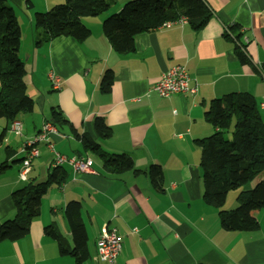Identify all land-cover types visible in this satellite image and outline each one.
Returning <instances> with one entry per match:
<instances>
[{
  "label": "crops",
  "instance_id": "0c3cea01",
  "mask_svg": "<svg viewBox=\"0 0 264 264\" xmlns=\"http://www.w3.org/2000/svg\"><path fill=\"white\" fill-rule=\"evenodd\" d=\"M64 1L5 0L20 27V57L34 111L18 117L21 136L11 133L9 124L0 119V133L8 128L0 163L11 165L0 176V226L15 217L13 192L28 181H45L54 168L53 153L43 142L36 146L39 156L28 179L18 176L24 145L39 134L53 108L80 135L98 143L105 155L127 154L135 169L146 174L105 173L100 157L85 150L70 129H57L49 137L54 150L67 158L92 160L94 172L74 173L65 165L66 182L52 186L42 198L40 216L32 222L29 235L0 242V264H75L73 257L60 255L56 240L45 233L55 227L74 247L65 215L71 201L82 204L88 237L89 258L82 264H105L97 250L104 224L122 238L117 264H240L239 233L224 231L219 210L203 200L196 146V140L214 133L204 117L210 102L233 93L231 39L225 36L230 29L229 0H204L212 18L202 30H192L188 22L160 27L137 35L134 51L126 55L111 47L102 29L103 21L121 9L117 4L111 12L82 19L91 31L85 41L61 37L37 46L36 13ZM177 65L186 66L198 83L196 95L164 98L153 92L162 74ZM107 71L112 72L113 83L104 92ZM51 76L60 80L59 89ZM96 118L110 128L108 140L97 135ZM153 165L162 170L161 189L147 174ZM235 205L232 202L228 210Z\"/></svg>",
  "mask_w": 264,
  "mask_h": 264
},
{
  "label": "trees",
  "instance_id": "16d2710c",
  "mask_svg": "<svg viewBox=\"0 0 264 264\" xmlns=\"http://www.w3.org/2000/svg\"><path fill=\"white\" fill-rule=\"evenodd\" d=\"M117 2L118 0H65L47 12L36 13L35 27L39 31L36 45L47 44L61 37H70L79 43L85 41L91 31L83 24L82 19L98 17L110 11ZM211 18L212 13L204 0H132L125 3L119 12L107 17L102 29L111 47L117 53L126 55L134 51L135 37L139 34L181 19L187 20L190 28L198 32ZM225 36L231 39V27ZM20 45L21 31L16 17L7 9L5 0H0V119H4L9 126L20 115L34 111V100L28 95L27 70L20 57ZM112 83L113 74L107 71L101 89L109 92ZM204 117L213 127L214 133L196 140V146L200 149L203 200L206 205L219 210V220L224 231L238 233V207L233 210L224 209L229 193L237 190L233 93L212 100ZM47 123H51L58 131L70 129L82 141L85 150L100 157L105 173L113 176L130 171L135 175L146 174L135 169L132 157L127 154L105 155L100 145L88 135H80L60 110L53 108ZM232 126L231 138H227ZM94 127L101 140L111 137L110 128L102 118L95 119ZM7 130L8 128L0 133V148ZM10 167L7 161L0 163V176ZM147 174L152 185L161 189V168L153 165ZM66 180L67 170L64 165L50 170L45 181H28L24 187L15 190L12 194L15 217L0 226V242H15L27 237L32 222L40 216L42 198L52 186H61ZM65 215L73 237V248L55 227L46 228L45 233L56 240L60 255L71 256L75 264H82L89 258L82 204L78 201L69 202Z\"/></svg>",
  "mask_w": 264,
  "mask_h": 264
},
{
  "label": "built area",
  "instance_id": "2783aa9c",
  "mask_svg": "<svg viewBox=\"0 0 264 264\" xmlns=\"http://www.w3.org/2000/svg\"><path fill=\"white\" fill-rule=\"evenodd\" d=\"M187 20L181 19L178 23L185 24ZM174 23H165L161 27L171 26ZM53 86L57 89L60 87V80L51 76ZM152 91L164 98H171L177 94L196 95L198 92V83L194 81L184 65H177L165 73L154 84ZM10 132L16 136L22 135V124L14 121L10 125ZM57 134V129L51 124L46 123L42 130L32 140L27 142L23 147L25 158L19 169L18 176L21 180L26 181L32 169V162L39 156L38 144L45 142L53 153L54 168L69 165L74 173H93L94 164L90 159L67 158L54 150L53 143L49 141L52 134ZM136 231V230H134ZM98 257L105 264H117L118 256L122 250V238L115 229L108 228L107 225L101 227V235L97 241Z\"/></svg>",
  "mask_w": 264,
  "mask_h": 264
},
{
  "label": "rangeland",
  "instance_id": "374dc122",
  "mask_svg": "<svg viewBox=\"0 0 264 264\" xmlns=\"http://www.w3.org/2000/svg\"><path fill=\"white\" fill-rule=\"evenodd\" d=\"M132 1V0H118L117 2V7L120 5H124L125 3ZM116 6V5H115ZM115 6L112 7V9L109 11L111 12L112 10L115 9ZM49 88V87H48ZM233 131V126L231 131L227 134V138H231V132ZM236 198H237V190L231 191L228 195V199H227V203H226V207L224 209L228 210L230 204L233 202V204H236L233 208H230L231 210L235 209L237 207V202H236Z\"/></svg>",
  "mask_w": 264,
  "mask_h": 264
}]
</instances>
